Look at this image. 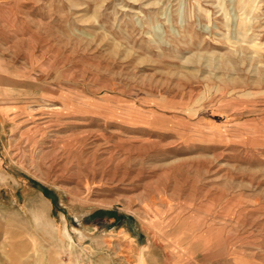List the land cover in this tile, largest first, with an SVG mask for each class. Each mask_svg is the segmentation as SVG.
I'll use <instances>...</instances> for the list:
<instances>
[{"label":"rangeland","instance_id":"374dc122","mask_svg":"<svg viewBox=\"0 0 264 264\" xmlns=\"http://www.w3.org/2000/svg\"><path fill=\"white\" fill-rule=\"evenodd\" d=\"M0 248L264 264V0H0Z\"/></svg>","mask_w":264,"mask_h":264},{"label":"bare ground","instance_id":"6f19581e","mask_svg":"<svg viewBox=\"0 0 264 264\" xmlns=\"http://www.w3.org/2000/svg\"><path fill=\"white\" fill-rule=\"evenodd\" d=\"M245 6H246V3H245ZM38 219H39V217H38ZM14 227V226H13ZM11 232V231H10ZM36 241V240H35ZM4 246H5V244H4ZM22 246H27V244L25 243L24 245H22ZM21 246V247H22ZM33 249V248H32ZM23 250V247L21 248V251ZM32 251V250H31ZM36 252V251H35ZM41 252V251H40ZM31 253V252H30ZM36 253H38V251L36 252ZM40 254V253H39ZM19 255V254H18ZM17 255V256H18ZM26 255H28V249L25 251V252H23V253H21L17 258L16 257H14V259H22V257L24 258V259H22V261H20V262H22V263H25V259H26ZM34 255H35V253H34Z\"/></svg>","mask_w":264,"mask_h":264},{"label":"crops","instance_id":"0c3cea01","mask_svg":"<svg viewBox=\"0 0 264 264\" xmlns=\"http://www.w3.org/2000/svg\"><path fill=\"white\" fill-rule=\"evenodd\" d=\"M2 245V244H1ZM16 245V244H15ZM15 245H13V246H15ZM3 246H4V243H3ZM20 246V245H19ZM1 249V248H0ZM1 251L3 252V253H6V251L5 250H3V249H1ZM5 256H9V254H6ZM19 256V255H18ZM6 258V257H5ZM13 258V257H12ZM15 260H19V259H15ZM20 261H22V259H20L19 260V262Z\"/></svg>","mask_w":264,"mask_h":264}]
</instances>
